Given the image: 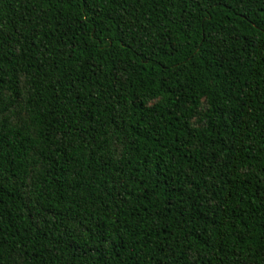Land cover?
<instances>
[{"label":"trees","instance_id":"obj_1","mask_svg":"<svg viewBox=\"0 0 264 264\" xmlns=\"http://www.w3.org/2000/svg\"><path fill=\"white\" fill-rule=\"evenodd\" d=\"M0 264H264V0H0Z\"/></svg>","mask_w":264,"mask_h":264}]
</instances>
